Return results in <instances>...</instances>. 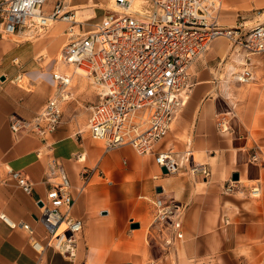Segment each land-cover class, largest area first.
I'll return each mask as SVG.
<instances>
[{
	"label": "crops",
	"instance_id": "obj_1",
	"mask_svg": "<svg viewBox=\"0 0 264 264\" xmlns=\"http://www.w3.org/2000/svg\"><path fill=\"white\" fill-rule=\"evenodd\" d=\"M112 1L48 0L46 11L51 12L60 2L70 18L56 21L47 30V38L36 43L26 39L36 36L26 28L14 34L16 39L4 36L0 17V215L11 222L0 218V264H263V57L256 55L251 59L254 82L239 84L233 80V73L241 68L242 55H226L230 57L224 65L221 56L227 50L218 49L216 42L220 40L227 49L228 40L219 37L213 42L212 51L189 68L193 87L177 117L181 113L180 125L185 120L184 129L190 137L188 148H193V152L187 150V155L194 161L209 162L213 174L210 181H195L181 173L164 174L154 156H140L129 146L103 151L99 144L74 133L72 124L63 116L57 131L46 141L12 132V116L33 119L55 93L35 97L14 85V80L22 72L38 73L42 68L35 61L38 52L48 50L55 54L58 46L65 40L68 43L72 35L94 30L102 23L106 6ZM253 9L261 15L264 0H223L219 26L229 29L242 23L246 30L253 29L262 23L250 16ZM56 36L60 38L58 46ZM63 65L66 70L58 72L72 75L71 67ZM56 72L53 70L52 78ZM222 74L226 80H221ZM71 87L72 83L67 91L69 98L62 103L63 115L64 105L75 94ZM97 101L98 95L92 104ZM85 109L88 126L89 110L86 106ZM222 121L225 130L220 127ZM168 136L156 146V152L175 153L174 147H183L173 135ZM78 155L95 159L82 166L76 161ZM52 159L64 167L69 177L70 192L75 198L71 213L83 222L74 261L51 248L38 254L29 233L19 226L28 224L34 231L33 238L46 244L45 231L36 218L41 216L38 200L47 199L51 186L44 180L47 163ZM11 172H21L32 183L31 194L18 185ZM235 174L245 192L251 188L249 184L257 181L260 199L223 194L225 183L233 180ZM156 198L184 206L181 239L171 230L167 231L168 236L148 235ZM166 238L172 241L170 245L165 243Z\"/></svg>",
	"mask_w": 264,
	"mask_h": 264
},
{
	"label": "built area",
	"instance_id": "obj_2",
	"mask_svg": "<svg viewBox=\"0 0 264 264\" xmlns=\"http://www.w3.org/2000/svg\"><path fill=\"white\" fill-rule=\"evenodd\" d=\"M47 1L0 0L3 34L14 35L26 28L40 36L56 21L70 18L60 2L51 12L46 11ZM114 2L116 7L107 10L94 30L72 35L62 50L61 62L71 67L72 75L86 78L97 91V103L88 107L87 129L94 140L103 141L107 151L129 146L140 156H154L159 167L175 174L181 166L174 153L155 149L169 134L190 97V66L211 49L217 38L224 37L231 44L230 56L242 55L241 68L233 73L234 81L252 84L255 77L251 59L256 55L264 58V22L250 30L242 23L236 28H221L218 17L223 0H140L138 7L131 0ZM72 75L55 73V95L31 120L12 116V132L42 141L54 134L62 122V103L69 98ZM220 127L225 130V122ZM253 159L256 161V156ZM192 172L206 179L211 176L205 164ZM11 176L26 193H32V183L21 172H11ZM238 182L231 180L226 193L235 192ZM44 183L51 186L47 199L38 200L41 216L36 219L45 231L46 244L33 238L34 231L28 224L19 226L29 233L38 254L51 248L74 261L83 222L72 216L75 198L69 177L58 161L47 163ZM259 192L257 183L251 194L258 198ZM153 205L148 235L166 236L171 230L181 239L184 206L162 198H156ZM0 218L8 221L4 215ZM164 241L167 245L172 242L168 238Z\"/></svg>",
	"mask_w": 264,
	"mask_h": 264
},
{
	"label": "rangeland",
	"instance_id": "obj_3",
	"mask_svg": "<svg viewBox=\"0 0 264 264\" xmlns=\"http://www.w3.org/2000/svg\"><path fill=\"white\" fill-rule=\"evenodd\" d=\"M140 1V0H139ZM107 10L108 9H112L113 6H111V2L107 4ZM114 8V7H113ZM256 9H253V11H251V13H253V18H256V21L259 22H264V10L262 11L261 15H257ZM250 13V14H251ZM49 33H43L40 36H32L30 35L28 38L26 37V39H29L30 41H33L34 43H36L37 41L40 40H45V38H47V34ZM6 37L9 38H14L16 39V37L14 35H5ZM226 41V40H225ZM67 40H65L62 45L57 48L56 53H52L48 50H42L40 52L37 53V55L35 56V61L37 63H40V70H38V73H20V79H15L14 82L18 88H20L22 91L28 93V94H32V96H42L43 93H49V96L53 94V92H56V82L54 81V79L52 78V74H53V70L56 72L58 70L63 71L66 70V68L64 67V65L59 61L61 54H62V50L64 48V46L66 45ZM227 43V51L224 55L221 56L222 59H225L226 55L231 54L232 49H231V44L230 42L226 41ZM230 45V46H229ZM212 51V49H210L208 52L210 53ZM230 52V53H229ZM209 55V54H208ZM42 59V60H41ZM219 59V58H218ZM217 59V60H218ZM216 60V61H217ZM219 61L221 62V60L219 59ZM218 61V62H219ZM228 62L227 57H226V61L223 62V64L225 65ZM70 71V70H69ZM191 69H190V73H191ZM224 72V71H223ZM221 72V73H223ZM70 73L72 74V72L70 71ZM19 77V75H18ZM17 77V78H18ZM76 80H73L72 82V87L71 89L73 91H75L74 95H73V100H71L70 102H68L67 104L64 105V115H63V120L65 119L66 121L70 122L73 126L74 129V133H77L78 135H80L81 138H84V140L89 141L93 144H99L101 146V149L104 151L105 149V144L103 141H99V140H94L87 129V110L85 109L88 108L93 102H95L97 100V91L95 89V87H93L91 85V83L84 77L79 76V75H74ZM220 77L221 80H224V75L222 74ZM81 81V82H79ZM76 85V86H74ZM237 87H240V85L237 84ZM55 95V93H54ZM53 95V96H54ZM51 96V97H53ZM50 97V98H51ZM180 115L177 117V119L174 121L171 131L169 133V136L173 135L175 139L179 140L182 144V148H176L174 147V158L178 161L179 165L181 166L179 171L175 174H179L181 173L182 175H186L191 177L193 180L195 181H210L213 177L212 174V170L210 169L209 166V162L206 160L204 161H194L193 157L190 155H187V150H191L193 152V148L192 146H189L188 148V144L190 141V137L188 138L185 132V120L183 119V122L180 125ZM62 123V122H61ZM168 136V137H169ZM84 157L87 159H85L84 161H82L81 159H84ZM98 157V156H97ZM96 157V158H97ZM81 158V159H79ZM189 158V161H188ZM95 158L91 159V157L89 158L88 156H82V155H78V157H76V161L78 164L84 166L87 165V161L88 164L93 162ZM51 161V160H50ZM201 164H205L207 165V167L210 169L211 171V176L209 178H205L201 173H193L192 169H194L195 167L201 165ZM174 175V174H172ZM231 180L227 181L225 183L224 188L222 189V193L225 195H230V196H235V197H240L243 199H260V198H256L254 197L251 192H252V188L254 186L257 185V181L249 184L251 186V188L248 191H244L238 184L236 185L237 188L235 190V192L233 193H226V186L228 185V183H230ZM259 184V183H258ZM152 221H149V223ZM147 227L145 228L144 226V230H146Z\"/></svg>",
	"mask_w": 264,
	"mask_h": 264
},
{
	"label": "bare ground",
	"instance_id": "obj_4",
	"mask_svg": "<svg viewBox=\"0 0 264 264\" xmlns=\"http://www.w3.org/2000/svg\"><path fill=\"white\" fill-rule=\"evenodd\" d=\"M132 1V3H133V5H134V7H138V5H139V0H131ZM228 3V2H227ZM111 6H113V7H116V5H115V2H114V0L111 2ZM112 7V8H113ZM234 7V5L232 6V8ZM233 10V9H232ZM263 23V22H262ZM55 39H58V40H56V42L55 43H57L56 44V46H58L59 45V43H60V38H58L57 36L54 38V40ZM216 44H218V49H220V50H224V51H226V48H225V46H224V44H223V42H221L220 40H217V42H216ZM61 45H62V43H61ZM61 45H59L58 47H60ZM227 45V44H226ZM230 46V45H229ZM242 58V57H241ZM60 60V62H61V57L59 58ZM237 60V59H236ZM62 63V62H61ZM62 64H64V63H62ZM235 64V63H234ZM229 67V66H228ZM231 67V66H230ZM228 70V69H227ZM60 72H62V71H60ZM231 72V71H230ZM233 72V71H232ZM56 73H59L58 71L56 72ZM61 74H64V73H61ZM69 75V74H68ZM72 79L73 80H76L75 79V77H72ZM72 79H71V83H72ZM223 79V78H222ZM226 80V79H225ZM233 80H234V78H233ZM75 86V85H74ZM226 126V125H225ZM261 193V190H260V192H259V194Z\"/></svg>",
	"mask_w": 264,
	"mask_h": 264
},
{
	"label": "water",
	"instance_id": "obj_5",
	"mask_svg": "<svg viewBox=\"0 0 264 264\" xmlns=\"http://www.w3.org/2000/svg\"><path fill=\"white\" fill-rule=\"evenodd\" d=\"M162 171H163L164 174H168V171H167V169H166L165 167L162 168ZM237 179H238V175L235 174V175L233 176V180H237Z\"/></svg>",
	"mask_w": 264,
	"mask_h": 264
}]
</instances>
